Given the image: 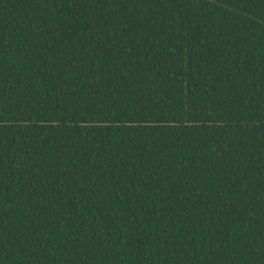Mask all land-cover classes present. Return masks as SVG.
<instances>
[{
    "label": "trees",
    "instance_id": "trees-1",
    "mask_svg": "<svg viewBox=\"0 0 264 264\" xmlns=\"http://www.w3.org/2000/svg\"><path fill=\"white\" fill-rule=\"evenodd\" d=\"M0 264H264V0H0Z\"/></svg>",
    "mask_w": 264,
    "mask_h": 264
}]
</instances>
